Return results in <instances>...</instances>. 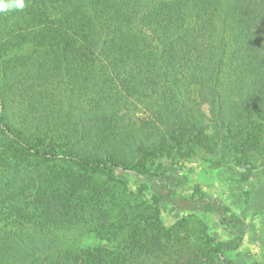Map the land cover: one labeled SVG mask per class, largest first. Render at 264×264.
<instances>
[{"label":"trees","instance_id":"1","mask_svg":"<svg viewBox=\"0 0 264 264\" xmlns=\"http://www.w3.org/2000/svg\"><path fill=\"white\" fill-rule=\"evenodd\" d=\"M24 2L0 12V264H206L163 262L136 230L159 217L122 203L118 174L172 212L214 216L231 238L212 255L239 264L227 254L245 220L203 193L181 205L147 163L209 153L253 173L264 0Z\"/></svg>","mask_w":264,"mask_h":264},{"label":"rangeland","instance_id":"2","mask_svg":"<svg viewBox=\"0 0 264 264\" xmlns=\"http://www.w3.org/2000/svg\"><path fill=\"white\" fill-rule=\"evenodd\" d=\"M251 155L256 165L252 174L245 167L223 163L209 153L158 157L149 161L147 167L154 174L165 173L167 182L178 189L181 205H185L184 199H197L200 193L209 200H222L248 225L242 247L227 257L239 264H264V153L251 152ZM115 178L112 185H120V199L125 206L128 203L134 211L159 217L160 223L145 220L136 230L144 241H159L163 262L192 252L206 264H222L212 255V242L229 239L231 234L214 216L172 212L149 193H140L134 178L122 174Z\"/></svg>","mask_w":264,"mask_h":264},{"label":"clouds","instance_id":"3","mask_svg":"<svg viewBox=\"0 0 264 264\" xmlns=\"http://www.w3.org/2000/svg\"><path fill=\"white\" fill-rule=\"evenodd\" d=\"M24 7H25L24 0H14V2L11 4H4L2 0H0V12L7 11L10 8L23 9Z\"/></svg>","mask_w":264,"mask_h":264}]
</instances>
